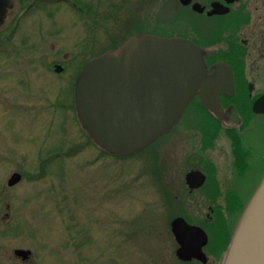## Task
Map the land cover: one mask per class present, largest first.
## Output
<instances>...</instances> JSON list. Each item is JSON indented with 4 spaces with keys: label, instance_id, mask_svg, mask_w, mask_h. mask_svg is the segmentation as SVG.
Segmentation results:
<instances>
[{
    "label": "rangeland",
    "instance_id": "rangeland-1",
    "mask_svg": "<svg viewBox=\"0 0 264 264\" xmlns=\"http://www.w3.org/2000/svg\"><path fill=\"white\" fill-rule=\"evenodd\" d=\"M106 1L104 9L109 10ZM116 1L120 8L123 3V10L117 13L119 43L143 29L150 33L174 31L175 17L180 14L185 17L184 11L172 1ZM28 19L26 26L30 27L31 18ZM66 30L56 39L59 47L66 41ZM113 47L110 44L103 53ZM55 50L38 47L39 54ZM24 54L25 51L23 59L17 55L22 61V74L36 73L39 78L23 90L31 101L21 97L22 111L16 113V119L10 113L0 112V217L8 214L22 218L17 236L0 232V254H7L5 259L0 257V264H11L15 247L33 249L36 264H65V259L68 264H197L177 258L178 245L170 223L176 217L196 223L206 215L201 194L207 189L189 194L184 178L196 167H204L212 178L207 179L209 189L213 180L221 176L214 175L211 167L226 170L224 167L231 159L232 146H228V141L216 139L234 140L236 136L220 130L204 114L189 110L176 129L142 154L126 160L100 156L71 114L67 127L61 129L60 117L49 109L48 104L59 86H64L67 75H53L42 64L34 67L26 61L30 54ZM12 59H6L7 67L12 66L10 69L15 67ZM204 130L207 134L203 137ZM257 135L258 147L264 151V133L259 129ZM58 153L66 154L65 160L48 165L39 161L40 157ZM13 172L22 179L8 188L7 181ZM250 182L251 177L246 181L249 185L244 194ZM163 192L173 203L170 212L163 203ZM231 221L224 218L227 229L232 227ZM218 226L211 228L216 239Z\"/></svg>",
    "mask_w": 264,
    "mask_h": 264
},
{
    "label": "flooded vegetation",
    "instance_id": "flooded-vegetation-1",
    "mask_svg": "<svg viewBox=\"0 0 264 264\" xmlns=\"http://www.w3.org/2000/svg\"><path fill=\"white\" fill-rule=\"evenodd\" d=\"M105 1L0 0V9H3L0 10V16L3 17L0 24V81L3 82L0 85L1 114L10 113L16 119V113L22 111L19 101L21 97L31 101L28 96L23 95V90L28 89L34 81H38L39 75L22 74L20 63L22 61H19L17 55L23 59V51H25L24 55L30 54V58L26 57L28 58L26 61L32 66L42 64L45 69L51 70L53 75H67L68 78L65 79L67 82L64 81L63 87L59 86L53 101L48 106L50 111L57 112L60 117L61 129L67 127L70 117L73 116L86 137L87 134L81 128L75 108L74 86L77 77L90 60L103 54L104 48L112 44L114 47L110 50H114L133 35L125 37L120 43L117 41V13L118 10H123V3L120 8L118 1L108 0L106 4L109 3L110 9L107 10L104 9ZM166 1L174 2L184 11L185 17L182 14L175 17L174 31L146 33L164 38H180L194 43L204 52L208 74H213L214 67L224 63L230 68L234 81L233 95H220L222 112L219 116L208 112L199 97H195L180 119L181 121L189 110L197 114L202 113L220 130L236 136L234 140L229 138L222 140L226 143L228 141V146H232L229 155L231 159L224 167L226 170L219 166L211 167L212 173L221 174L222 179L219 177L214 179L208 189L210 184L208 186L206 184L208 177L211 176L210 173H207L208 170L205 171L204 167H196L194 170L202 172L206 180L201 188L191 191L184 178V185L189 194L200 192L204 187L207 189L201 194L202 206L207 210L206 215H202L196 223H188L202 228L208 236L209 244V233L211 228H215L219 217L223 220L225 218L227 222L232 220L231 232L239 218V215L228 210L230 203L227 199L228 195L232 194L234 199L246 205L264 175V151L260 150L256 142L259 129L264 133V114L253 112L254 102L264 96V0H190L187 5H183L180 0ZM195 4H199L203 10L195 11L193 9ZM28 18H31L30 27L26 26ZM66 21L68 24L65 23ZM65 29H67L64 36L66 41L62 43V47H59L60 42L56 39ZM109 29L110 33L107 31ZM104 33L107 37L105 39ZM39 45L48 50L53 51L55 48L58 50L51 54H39ZM7 58H13V66L15 65L13 69H10L12 66L7 67ZM56 66L62 68L60 73L55 72ZM66 71L70 73L65 74ZM50 119L52 120V116ZM49 123L51 124L50 121ZM220 138L224 137L216 140L219 141ZM93 146L97 148L95 144ZM236 149L240 152L239 159L234 156ZM65 158L66 154L58 153L53 157L44 159L40 157L39 161L48 165ZM14 174L16 172L12 173ZM249 177H251V186L248 187L249 194L246 195L247 192L245 194L244 192L249 185L246 183ZM210 189L218 190L220 195L212 198ZM8 207L5 204V209ZM21 223L22 218L4 214L0 217V232H12L17 236ZM36 245L40 246V244ZM206 247L203 251L208 258L207 264H220L221 258L217 260L212 257ZM16 250L29 249L15 247L12 251L11 264H36V252L33 249L29 250L30 254L27 258L15 255ZM0 257L5 259L6 252L1 253ZM63 261L68 264V260Z\"/></svg>",
    "mask_w": 264,
    "mask_h": 264
},
{
    "label": "water",
    "instance_id": "water-1",
    "mask_svg": "<svg viewBox=\"0 0 264 264\" xmlns=\"http://www.w3.org/2000/svg\"><path fill=\"white\" fill-rule=\"evenodd\" d=\"M180 2L187 5L190 0ZM193 9L203 10L199 4ZM203 55L184 39L148 33L130 36L114 50L90 60L79 73L74 101L81 128L102 151L129 158L168 135L195 97L208 112L219 116L220 95L234 93L232 72L220 63L208 74ZM61 71L56 66L55 72ZM262 107L264 96L254 102L253 112L264 114ZM21 179L16 173L7 186ZM205 180L198 170L185 176L191 191L201 188ZM170 229L180 261L207 264L203 249L208 236L202 228L176 217ZM29 254V250L15 251L23 258ZM220 264H264V175L234 225Z\"/></svg>",
    "mask_w": 264,
    "mask_h": 264
},
{
    "label": "trees",
    "instance_id": "trees-1",
    "mask_svg": "<svg viewBox=\"0 0 264 264\" xmlns=\"http://www.w3.org/2000/svg\"><path fill=\"white\" fill-rule=\"evenodd\" d=\"M139 33H146V30L145 29L140 30ZM86 137H87L89 143L91 145H94L93 142H92V140L90 139V137L87 136V135H86ZM160 139H162V138H160ZM159 140H157L156 142H158ZM155 143H153L152 145H154ZM152 145H150L144 151H142L141 153H139V154H137L135 156H138V155L142 154L143 152L147 151ZM97 149L99 150L100 156L109 155L108 153L102 151L98 147H97ZM135 156H132V157H135ZM234 156H235V158H238L239 159L240 152H238L237 149L235 150ZM113 157L115 159H117V160H126V159H129V158H132V157L123 158V157H118V156H113ZM208 179L210 180L212 178L209 176ZM161 189L164 191V188L161 187ZM210 195H211L212 198H215V197L219 196L220 194H219L218 190L214 189V190H211ZM162 196H163V203L165 205H167V208L169 209L168 212H170L171 207H173V203L169 199V197L166 194V192H163L162 193ZM233 197L234 196L232 194L228 195V197H227L228 202H230L228 204V210L231 213L237 214V216H238L242 212L245 204L237 201ZM217 224L219 225L218 226L219 227V231H218L219 236H217V239H216V235H215V233L212 230L210 231V233L208 232L209 233L210 240H209V244L206 247V249L209 250V252L211 254L214 253V255H215L214 258L217 259V260H219L221 258V256H222V254L224 253V251H225L228 243H229V240H230V237H231V234H232V232H231L232 227H230V229L229 228L227 229L226 224H224V220L221 219L220 217H219V219L217 221Z\"/></svg>",
    "mask_w": 264,
    "mask_h": 264
},
{
    "label": "bare ground",
    "instance_id": "bare-ground-1",
    "mask_svg": "<svg viewBox=\"0 0 264 264\" xmlns=\"http://www.w3.org/2000/svg\"><path fill=\"white\" fill-rule=\"evenodd\" d=\"M176 127H177V125H176ZM204 132H206V133H204V135L206 136L207 131L204 130ZM204 135H203V137H204ZM203 137H202V138H203ZM224 139H225V138H222V139L220 138V140H224ZM240 214H241V213H240Z\"/></svg>",
    "mask_w": 264,
    "mask_h": 264
}]
</instances>
